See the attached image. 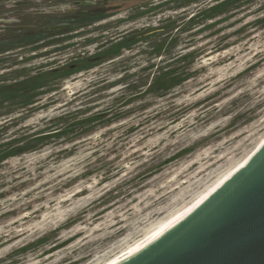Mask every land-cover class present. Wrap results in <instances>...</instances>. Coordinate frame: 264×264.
<instances>
[{
  "label": "rangeland",
  "instance_id": "obj_1",
  "mask_svg": "<svg viewBox=\"0 0 264 264\" xmlns=\"http://www.w3.org/2000/svg\"><path fill=\"white\" fill-rule=\"evenodd\" d=\"M88 1L77 9L73 0H0V25H27L0 30V86L70 68L39 88L32 104L0 102V124L12 123L6 136L64 124L57 121L62 113H73L72 120L114 104L140 76L152 78L163 56L150 54L152 39L120 54L107 50L127 34L169 20L177 33L194 11L218 0ZM261 4L228 8L222 17L230 14L229 20L196 32L214 21L201 20L180 34L174 54L188 44L183 51H207L192 64L195 76L167 96L139 98L109 124L96 122L64 144L9 159L1 169L8 184L0 188V264H104L247 156L264 138V26H247L264 14ZM94 8L108 12L77 14ZM48 26L61 29L47 32ZM219 37L231 47L215 52ZM72 146L71 154L54 155ZM152 157L162 164L148 169ZM111 166L117 170L108 177ZM132 175L136 180L113 191Z\"/></svg>",
  "mask_w": 264,
  "mask_h": 264
},
{
  "label": "trees",
  "instance_id": "obj_2",
  "mask_svg": "<svg viewBox=\"0 0 264 264\" xmlns=\"http://www.w3.org/2000/svg\"><path fill=\"white\" fill-rule=\"evenodd\" d=\"M84 1V0H83ZM188 1V0H186ZM198 1V0H189ZM256 0H218L216 3L208 5L205 8H201L196 12H193V15L184 22L183 26H177V33L175 21L169 20L165 26L160 28H153L150 30L136 31L126 36H123L119 42H116L108 49V54L117 53L120 54L121 50L131 49L132 45L140 42L144 39H152L150 45L151 55L155 57H161L160 66L157 67V70L152 71V78L150 75L140 76L138 80L133 84V89L131 92H120L118 97L115 98V102L112 105L107 106L106 108L99 110L89 116L77 118L70 120V117L73 113H62L57 117V121L64 120L66 123L61 125H50L44 128L38 127H27V131L24 132H14L8 136V130L12 123L10 121H5L0 124V188L8 184L6 175L1 172V169L9 162V159L14 157H20L24 154L33 153L44 149L49 143L53 145L64 144L68 140H72L76 137H80L88 132H91L95 128V123H110L113 119L123 117L125 114H128L131 110L126 109L128 103L137 100L139 98H161L167 96L172 89L183 86L188 83L196 73V70H192V64L195 62L197 57L202 56L207 51L206 48H193L188 51H183L184 49L189 48V41L185 48L178 50L175 54L173 52L174 47H177L179 42L180 34L185 31L193 29V25L200 23L201 20L213 19L214 21L211 24L206 25L203 30L196 31L202 32L209 30L217 26L218 24L229 20L231 17L228 16L222 17V14L228 9L231 11L233 9H240L245 7L246 9L251 6ZM198 7V6H197ZM261 7L264 9V4H261ZM259 7V10L262 8ZM108 10L105 8H94L87 11H79L77 14L82 15L83 19L90 18L93 15H106ZM255 19V22H252L249 25H261L264 26V14L262 16L258 15ZM244 27L242 31L246 28ZM223 28H219L212 31V35L219 33ZM165 34L163 38H160V35ZM226 37H219L215 44L213 45V50L215 52H220L231 47V43L225 42ZM240 39V38H239ZM234 44V43H233ZM208 47V46H207ZM109 48V47H108ZM208 49V48H207ZM120 52V53H119ZM167 55H170L169 59L166 60ZM91 60H84L83 63H91ZM155 62L149 66V68H154ZM70 71L68 67H60L47 72H43L30 77L29 79L17 81L12 84L0 86V102L1 101H15L20 98L23 104H32L30 102L33 97L39 93L37 92L39 88L45 86L47 83L53 79L60 77L63 73ZM173 115H169L167 118H171ZM56 122V121H55ZM36 129V130H35ZM13 135V136H12ZM76 146V144H74ZM75 146L72 148L65 147L57 152H54V155H59L61 153L71 154L75 150ZM159 158V157H158ZM152 157L150 161V167L148 169H154L158 167L160 163H156ZM148 163V161L146 162ZM146 165V164H145ZM117 170L113 166L109 167L106 170V174L109 175ZM17 172V171H16ZM149 171H146L144 175H147ZM112 177V176H111ZM110 177V178H111ZM137 176H128L119 183L118 187H114L113 191L117 188H121L123 185L130 184L136 180ZM106 179L107 176H106ZM105 181V180H104ZM4 192H0V197L4 196ZM1 239V238H0ZM40 241V239H39ZM37 243H28L24 245L21 249L25 250L32 245Z\"/></svg>",
  "mask_w": 264,
  "mask_h": 264
},
{
  "label": "water",
  "instance_id": "obj_3",
  "mask_svg": "<svg viewBox=\"0 0 264 264\" xmlns=\"http://www.w3.org/2000/svg\"><path fill=\"white\" fill-rule=\"evenodd\" d=\"M118 264H264V144L177 224Z\"/></svg>",
  "mask_w": 264,
  "mask_h": 264
},
{
  "label": "bare ground",
  "instance_id": "obj_4",
  "mask_svg": "<svg viewBox=\"0 0 264 264\" xmlns=\"http://www.w3.org/2000/svg\"><path fill=\"white\" fill-rule=\"evenodd\" d=\"M264 144V138L259 142V144L243 159H241L240 162H237V164L229 171L222 174V177L219 175V179L215 180L214 183L208 187L205 188L203 192H201L196 198L184 205L183 207L179 208L172 214H170L168 217H165V219L159 221L157 224H155L148 232H145L146 234L137 240L133 245H130L128 248L124 250L123 253L120 255L115 256L114 258L106 261L104 264H118L119 262L129 258L134 253L140 251L146 244L152 242L153 240L157 239L161 235H163L165 232H167L172 226L177 224L179 220L185 216L188 212L195 209L199 204H201L216 188H218L225 180H227L238 168H240L244 163H246L249 158Z\"/></svg>",
  "mask_w": 264,
  "mask_h": 264
},
{
  "label": "flooded vegetation",
  "instance_id": "obj_5",
  "mask_svg": "<svg viewBox=\"0 0 264 264\" xmlns=\"http://www.w3.org/2000/svg\"><path fill=\"white\" fill-rule=\"evenodd\" d=\"M75 1H81V0H73V2H75ZM73 2H72V3H73ZM23 3L26 4V3H28V2L25 1V2H23ZM16 4H17V5H20V4H22V2H16ZM80 6H84V5H78V6H77V9H79ZM55 8H56V10H57V9L60 8V6H59V7H55ZM65 8H66V7H65ZM63 9H64V8H63ZM59 10H60V9H59ZM89 10H90V9H89ZM26 26H27V25H26ZM30 26H31L30 28H32L34 25H33V26L30 25ZM35 27H36V26H34V28H35ZM60 29H61V27H57V26H48V27H45V28H44V30L47 31V32H55V31H58V30H60ZM11 30H15V29H11ZM50 30H51V31H50Z\"/></svg>",
  "mask_w": 264,
  "mask_h": 264
}]
</instances>
